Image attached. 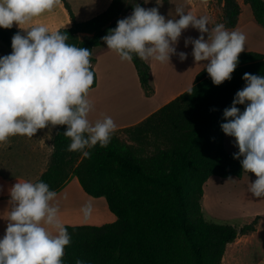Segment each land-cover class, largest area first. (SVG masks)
Listing matches in <instances>:
<instances>
[{"label":"trees","instance_id":"1","mask_svg":"<svg viewBox=\"0 0 264 264\" xmlns=\"http://www.w3.org/2000/svg\"><path fill=\"white\" fill-rule=\"evenodd\" d=\"M61 1L71 26L59 31L67 34L69 44L91 53L105 43L102 37L127 11L141 6L138 0H112L100 14L76 21L66 0ZM218 1L223 4L222 23L233 29L239 5L236 0ZM244 1L264 27V0ZM17 32L13 27L0 28V42L8 54ZM131 62L146 95L150 94L149 66L135 54ZM244 73L264 76V55L240 53L232 79L219 86L204 68L190 89L141 123L115 131L106 148L97 144L84 149L90 158L68 151L71 140L63 134L66 126H58L49 166L34 182L43 181L59 193L76 178L85 194L103 197L115 216L113 222L99 226L65 225L71 242L64 249L63 264H75L77 259L85 264H221L228 244L256 230L257 217L237 230L205 220L201 209L208 178H242L246 173L242 157L233 158L238 152L225 151L221 129L227 122L224 110L246 85ZM96 84L94 71L91 89ZM236 107L243 112L246 105Z\"/></svg>","mask_w":264,"mask_h":264},{"label":"clouds","instance_id":"2","mask_svg":"<svg viewBox=\"0 0 264 264\" xmlns=\"http://www.w3.org/2000/svg\"><path fill=\"white\" fill-rule=\"evenodd\" d=\"M61 3V0H0V28L30 24ZM178 19H166L158 8L136 5L133 13L117 21V26L102 37L109 50L122 61L170 62L172 55L183 61L187 53H177L175 45L189 27L201 35L188 38L195 62L204 64L214 85L232 79L245 50L246 36L229 31L224 24L211 23L207 16L197 17L176 8ZM11 40L12 52L0 57V144L10 137H33L38 130L66 126L70 138L68 151H80L85 158L97 144L106 148L116 131L114 120L105 116L94 124L88 119L93 110L89 93L94 82L91 51L69 44L67 34L46 26L21 28ZM207 33V39L204 34ZM246 85L239 90L232 106L223 112L227 121L222 131L235 138L239 149L234 159L243 157L244 172L256 179L248 191L264 197V76L244 73ZM246 105L243 112L236 105ZM11 209L5 234L0 239V264H63L64 249L71 237L60 219L56 191L43 181H18L10 189ZM65 198H67L65 196ZM81 212L85 220L93 213L91 201ZM75 264H85L77 259Z\"/></svg>","mask_w":264,"mask_h":264},{"label":"crops","instance_id":"3","mask_svg":"<svg viewBox=\"0 0 264 264\" xmlns=\"http://www.w3.org/2000/svg\"><path fill=\"white\" fill-rule=\"evenodd\" d=\"M111 1L112 0H96L93 4L98 3L99 8L97 12L90 14V4L87 0H83L80 8L87 14L86 16H82V18H78L74 8L69 5L67 1L66 2L73 13L75 20L85 21L106 10ZM138 1L140 2L141 7L146 9L156 7L160 11H163L166 19H178L179 17L176 14V8L182 7L185 13H191L197 17L207 16L211 22L209 24L210 28L214 27L215 24L222 23L223 4L218 0ZM236 2L240 7V14L236 26L233 29L227 30L239 31L246 36L245 50L243 52H253L264 55V27L255 21L250 6L244 0H236ZM132 13L133 11L131 10L127 11L121 19L130 16ZM34 25L46 26L49 31L52 32L59 29L69 28L71 26V20L68 11L61 1L53 11L36 17L30 24L21 25L20 27L30 28ZM13 28L20 31L22 34H25L24 30L17 25L14 24ZM200 35L201 33L192 27H189L182 32L175 47L177 53H187V59L183 61L179 58L178 54L172 55L170 57V62L165 63L153 59L144 60L150 69L149 86L151 88V93L148 95H146L142 88L131 61H122L117 53L108 49L106 43L94 48L91 57L93 59L92 66L96 73L97 84L89 93V99L93 104V110L89 113L88 117L89 121L94 124L97 120H102L105 116H109L114 120L117 126L116 131L132 127L141 123L162 106L190 89L195 83L196 75L204 69V64H206L207 61L200 63L195 62L192 55L193 45L189 43L185 46V40L188 38L194 40L199 38ZM204 36L205 39H207V33H205ZM105 71L107 73L106 75ZM105 79L106 83L103 84V80ZM103 86L104 88H102ZM108 101H110V104L107 103ZM57 130L58 126H50L38 130L33 137L20 135L10 137L7 143L0 144V166L13 167L15 170L20 166L21 168L30 169L32 173L36 169V174L32 176L31 180H29L34 182L49 166L53 152L52 139ZM225 139L226 137L224 133V147ZM235 147L234 153L239 150L237 146ZM213 177L216 176L208 178L204 184L203 196L201 199L202 212L206 210L209 217H212L210 199L214 201L215 198L206 195V188L209 184L217 182ZM228 178L234 177L231 176ZM255 179L256 176L254 173H250L249 175L247 172L242 178H236L234 181V186H236V188L232 194L236 200L235 204L247 211V215H249V223L257 217L256 230L250 233L251 235L257 232V227H259L262 221H264V197L256 198L248 191L250 183L254 182ZM71 181L72 178L65 187H67ZM102 205L105 206L104 203H102ZM11 207L10 194L7 196H1L0 239H2L5 234L8 223L7 217ZM114 220L115 216L112 214L107 223H111ZM234 242L226 246L222 262L229 250L233 258L237 255L238 248L235 246Z\"/></svg>","mask_w":264,"mask_h":264},{"label":"rangeland","instance_id":"4","mask_svg":"<svg viewBox=\"0 0 264 264\" xmlns=\"http://www.w3.org/2000/svg\"><path fill=\"white\" fill-rule=\"evenodd\" d=\"M71 5L78 15V18L86 16L87 13L81 10V3L83 0H66ZM90 4V10L93 14L98 10V3L96 0H87ZM159 10V9H158ZM159 13L164 16L163 11L159 10ZM213 14V13H212ZM9 55L5 46L0 42V57ZM105 71V75H106ZM110 75V74H108ZM109 77V76H108ZM106 83V79L103 80V84ZM104 88V86L102 87ZM101 88V89H102ZM106 88V87H105ZM110 100V99H109ZM110 104V101L107 102ZM120 137L125 139L126 136L120 133ZM225 151L228 153H234L235 141L234 137L225 134ZM236 152H239L236 151ZM243 159V157H242ZM36 174V169L31 172L28 168H17L16 170L9 166H0V197L10 194V189L18 181H29L32 176ZM250 175V172H249ZM216 183L209 184L206 188V195L214 197V201L210 199L211 216L209 217L204 210L203 217L207 221H211L217 224H228L236 227L239 230L242 226L248 224L249 215L247 211L236 205V200L233 197L234 178L220 179L213 177ZM234 179V180H230ZM77 183V184H76ZM78 185V186H77ZM208 193V194H207ZM58 194V201L60 207V219L64 225L67 226H80V225H93L99 226L106 224L112 213L109 211L104 198H93L84 193L78 184L76 178H72L70 184L62 189ZM65 196L67 198H65ZM91 201L93 205V213L87 220L83 218L81 212L82 206ZM102 203L105 204L102 205ZM251 234L238 236L235 246L238 248L237 255L232 257L229 250L228 254L221 264H264V221L257 227V232ZM248 236V237H247ZM250 236V237H249Z\"/></svg>","mask_w":264,"mask_h":264}]
</instances>
